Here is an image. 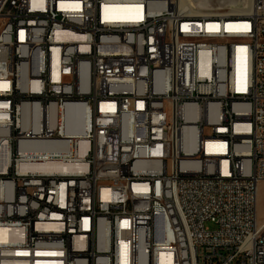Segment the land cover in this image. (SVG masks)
I'll return each mask as SVG.
<instances>
[{"label":"built area","instance_id":"built-area-1","mask_svg":"<svg viewBox=\"0 0 264 264\" xmlns=\"http://www.w3.org/2000/svg\"><path fill=\"white\" fill-rule=\"evenodd\" d=\"M229 10L0 0V264H262L264 0Z\"/></svg>","mask_w":264,"mask_h":264},{"label":"bare ground","instance_id":"bare-ground-1","mask_svg":"<svg viewBox=\"0 0 264 264\" xmlns=\"http://www.w3.org/2000/svg\"><path fill=\"white\" fill-rule=\"evenodd\" d=\"M218 5H227L230 8V12L233 13H246L250 8L251 0H216ZM13 25L12 16H0V34H8ZM73 122H68L67 131L74 133H81L83 129V121H76V128H73L75 125H72ZM80 147L83 146L84 141L80 139ZM196 140L187 141V149H195ZM52 148H38L34 149L35 151H46L51 150ZM36 167L42 169H65L68 170L70 167L61 165L56 162H46L44 164H37ZM141 183H148V176H141ZM143 191H152V184H143ZM8 231L5 229H0V244H3V240L8 238ZM262 237H264V229H262ZM71 262H78V255H71ZM262 264H264V257H262Z\"/></svg>","mask_w":264,"mask_h":264},{"label":"rangeland","instance_id":"rangeland-1","mask_svg":"<svg viewBox=\"0 0 264 264\" xmlns=\"http://www.w3.org/2000/svg\"><path fill=\"white\" fill-rule=\"evenodd\" d=\"M257 207H258V220L259 222H261L263 220V207H264L262 186L259 187Z\"/></svg>","mask_w":264,"mask_h":264}]
</instances>
